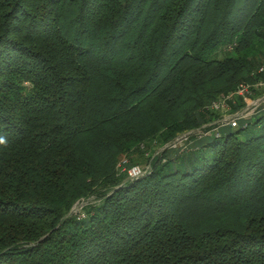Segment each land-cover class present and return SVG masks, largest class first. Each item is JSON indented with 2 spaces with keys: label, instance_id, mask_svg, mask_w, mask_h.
<instances>
[{
  "label": "trees",
  "instance_id": "16d2710c",
  "mask_svg": "<svg viewBox=\"0 0 264 264\" xmlns=\"http://www.w3.org/2000/svg\"><path fill=\"white\" fill-rule=\"evenodd\" d=\"M263 57L264 0H0V264H264V109L148 156Z\"/></svg>",
  "mask_w": 264,
  "mask_h": 264
},
{
  "label": "rangeland",
  "instance_id": "374dc122",
  "mask_svg": "<svg viewBox=\"0 0 264 264\" xmlns=\"http://www.w3.org/2000/svg\"><path fill=\"white\" fill-rule=\"evenodd\" d=\"M227 49H228V47H227ZM228 50H230V49H228ZM221 56H222V52L218 55V57H221ZM241 82H246V81H241ZM254 82L255 81H253V82H247V83L252 84ZM232 91H233V89L230 90L227 93L219 94V95H217V97L214 100H216L218 98H221L223 95L228 94V93H231ZM257 98L260 99L259 105L253 109V107L256 106V105H254L252 101H254ZM211 102L207 104V107L210 106ZM244 108H246V110H245L244 113L247 115V118L244 119V121L250 119L254 115V113L259 112L260 110H263L264 109V85L259 86V88L255 89L254 90V93L252 95V99L250 101H248L247 103H245L239 109H244ZM209 109H210V107H209ZM211 111L216 112V114H217L216 116L217 117L214 120H212V121H210V122L202 125L200 128H197V129L193 130L192 131V134L196 138H201V137L206 136V135H209L211 133H215V131H214L215 128H217V130H218V128H221L223 126H227L225 124H222L221 122H216L217 119H219L220 115L221 114L223 115V113H224L223 111H220V110H218V111L211 110ZM253 111H254V113H252ZM188 137H189L188 131H186V132H182V133L176 134L175 137L172 140H170L169 142H167V143H165L163 145H158L157 143H155L153 145V141H152L151 142V145L152 146L150 147V149L148 151L150 155H148V156L158 155V154H160L165 149H171V151L173 153H175V152L176 153H179L181 151L187 150L191 146L190 138H188ZM172 152H171V154H173ZM127 155L128 154L123 155V157L120 159V161H122L124 159L127 160V158L128 159H131L130 156H127ZM148 156H146L145 158H148ZM132 160L135 161L142 168H146V167L149 166V169H150V167H151V165L148 164L149 162H146L147 159H143L142 157H140V159H139V158H136L134 156L132 158ZM121 170L122 171H120V172H123V169H121ZM98 201H99V199H97L95 196H90L88 198H82V199L78 200L73 205V207H72L73 208L72 214L73 213L74 214L76 213V214H78L80 216H83L84 211H85V207L88 204L97 203Z\"/></svg>",
  "mask_w": 264,
  "mask_h": 264
},
{
  "label": "built area",
  "instance_id": "2783aa9c",
  "mask_svg": "<svg viewBox=\"0 0 264 264\" xmlns=\"http://www.w3.org/2000/svg\"><path fill=\"white\" fill-rule=\"evenodd\" d=\"M252 74H264V57L262 62L258 65V67L252 72ZM264 85V80L259 79L256 80L254 83L250 84L247 82H240L236 88L228 94L223 95L221 98H218L211 102L210 109L214 111H223V115L221 114L219 119H217L216 122H221L222 124H225L229 127H235L238 125V122L240 119H246L247 115L244 113L246 108L244 109H237V110H231V104H235L237 102L238 98H241L245 103L250 101L252 99V95L254 93V90L259 88V86ZM260 99H255L253 102L254 106L257 107L259 105ZM254 113V111L252 112ZM251 113V114H252ZM255 114V113H254ZM215 133L218 135V130L215 128ZM192 134V131L188 132V135L190 136ZM189 138V137H188ZM128 160L124 159L120 161L117 165L119 171H126L127 177L130 179L137 178L141 175H143L147 170H149V166L146 168L140 167L138 164L131 165L129 168H126L123 163H127Z\"/></svg>",
  "mask_w": 264,
  "mask_h": 264
},
{
  "label": "water",
  "instance_id": "95a60500",
  "mask_svg": "<svg viewBox=\"0 0 264 264\" xmlns=\"http://www.w3.org/2000/svg\"><path fill=\"white\" fill-rule=\"evenodd\" d=\"M71 212H73V208L71 209Z\"/></svg>",
  "mask_w": 264,
  "mask_h": 264
}]
</instances>
